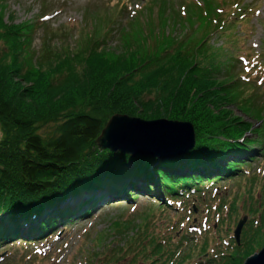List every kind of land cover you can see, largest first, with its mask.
Here are the masks:
<instances>
[{
    "label": "trees",
    "instance_id": "1",
    "mask_svg": "<svg viewBox=\"0 0 264 264\" xmlns=\"http://www.w3.org/2000/svg\"><path fill=\"white\" fill-rule=\"evenodd\" d=\"M245 1H236L238 8ZM39 24L15 22L11 15L6 20L0 4V246L46 239L88 218L97 205L132 202L138 195L188 206L264 156L257 133L264 115L262 123H251L231 108L232 96L223 92L227 87L221 86V77L207 71L218 64L212 50L180 38L173 50H159L153 42L149 57L132 50L127 58L99 46L97 31L88 28L73 49L65 44L70 34L53 29L35 50ZM53 38L62 44L56 46ZM117 112L190 121L194 144L162 158L143 146L100 145L101 129ZM49 122L57 124L55 133L38 132ZM245 227L240 243L234 242L240 255L230 260L236 264L264 243V231L256 242ZM193 238L183 232L179 246L185 248ZM207 250L204 241L195 255ZM150 253L142 251L143 258ZM192 259L193 251L186 250L181 263Z\"/></svg>",
    "mask_w": 264,
    "mask_h": 264
},
{
    "label": "rangeland",
    "instance_id": "2",
    "mask_svg": "<svg viewBox=\"0 0 264 264\" xmlns=\"http://www.w3.org/2000/svg\"><path fill=\"white\" fill-rule=\"evenodd\" d=\"M236 1L0 0V4L6 20L11 15L15 22H43L33 34L35 50L53 29L70 34L65 44L73 49L87 28L97 31L99 46L127 58L132 50L149 57L148 45L153 42L159 50H173L180 38L184 44L212 50L218 64L207 71L221 77L218 80L227 87L223 92L232 96L231 108L236 114L260 124L264 115V0H246L243 8H238ZM42 16L46 17L44 21ZM52 42L62 44L60 38ZM56 127L55 122H49L38 132L52 134ZM257 133L264 143V126ZM193 203L195 213L191 212ZM243 215L250 223L245 227L248 238L261 241L264 156L247 163L236 177L204 190L201 198L189 200L185 207L176 201L172 206L161 204L146 195L135 196L132 202L97 205L91 216L74 221L58 235L0 246V264H127L132 259L136 260L132 263H144L142 251H153L148 260L183 264L185 251L192 250L194 258L204 241L208 244L205 257L214 256L209 264L227 260L236 264L230 260L240 255L235 253L232 230ZM191 229L196 242L186 241L185 248L179 246L177 237Z\"/></svg>",
    "mask_w": 264,
    "mask_h": 264
},
{
    "label": "water",
    "instance_id": "3",
    "mask_svg": "<svg viewBox=\"0 0 264 264\" xmlns=\"http://www.w3.org/2000/svg\"><path fill=\"white\" fill-rule=\"evenodd\" d=\"M194 137V126L187 120L166 117L145 119L117 112L109 117L96 140L100 145L116 146L121 150L143 146L148 154L162 158L191 148ZM246 220L247 216L243 215L233 230L237 243ZM243 264H264V244L258 252L246 257Z\"/></svg>",
    "mask_w": 264,
    "mask_h": 264
}]
</instances>
